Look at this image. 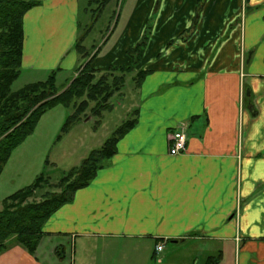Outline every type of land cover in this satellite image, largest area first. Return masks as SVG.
I'll list each match as a JSON object with an SVG mask.
<instances>
[{
    "label": "crops",
    "instance_id": "obj_1",
    "mask_svg": "<svg viewBox=\"0 0 264 264\" xmlns=\"http://www.w3.org/2000/svg\"><path fill=\"white\" fill-rule=\"evenodd\" d=\"M34 1L20 76L57 70L65 83L81 62L80 1ZM143 36L136 124L46 220L34 254L10 239L0 264H264V0H134L91 67L130 65ZM182 126L186 150L170 155Z\"/></svg>",
    "mask_w": 264,
    "mask_h": 264
},
{
    "label": "trees",
    "instance_id": "obj_2",
    "mask_svg": "<svg viewBox=\"0 0 264 264\" xmlns=\"http://www.w3.org/2000/svg\"><path fill=\"white\" fill-rule=\"evenodd\" d=\"M108 1L89 0V4L98 2V10H101ZM36 4L34 0H0V175L12 152L33 133L46 112L57 106L72 110L62 129L65 132L81 117H100L102 112L107 111L109 100L123 88L126 75L134 71L147 43L146 36H143L135 47L127 51L132 60L130 65L110 66L100 71L91 67L92 51H86L78 42L75 49L81 64L72 79L58 86L57 70H53L44 81L29 83L12 91L11 87L21 73L23 17ZM147 73L143 69L136 71L135 84L139 85ZM135 124L136 111H133L111 137L92 150L77 168L68 171L57 184H49L47 177L40 175L32 184L3 199L0 202V252L7 249L10 239H14L34 254L43 236L42 227L46 220L61 206L71 202L74 193L88 186L97 171L108 165L115 154L116 143ZM44 186H49V190L36 200L37 191ZM218 260L209 258L206 264H217Z\"/></svg>",
    "mask_w": 264,
    "mask_h": 264
},
{
    "label": "rangeland",
    "instance_id": "obj_3",
    "mask_svg": "<svg viewBox=\"0 0 264 264\" xmlns=\"http://www.w3.org/2000/svg\"><path fill=\"white\" fill-rule=\"evenodd\" d=\"M79 1L78 35L85 36L82 45L89 51L92 50L91 46L95 50L101 47V56L111 48L120 34L134 0H109L101 10H98V2L89 4V0ZM135 75V70L126 75L123 88L111 97L110 108L102 112L100 117L88 115L84 119L83 116L65 132L62 129L72 110L57 106L46 112L33 133L12 152L5 165L0 176V202L32 184L40 175L47 177L49 184H57L68 171L77 168L92 150L111 137L115 129L131 117L138 104L133 80ZM69 78L72 79L73 75ZM62 82L57 79L58 86ZM25 83L26 79L19 76L11 87L12 91L22 88ZM47 190L49 186L38 190L36 200ZM62 263L71 264L68 254Z\"/></svg>",
    "mask_w": 264,
    "mask_h": 264
},
{
    "label": "built area",
    "instance_id": "obj_4",
    "mask_svg": "<svg viewBox=\"0 0 264 264\" xmlns=\"http://www.w3.org/2000/svg\"><path fill=\"white\" fill-rule=\"evenodd\" d=\"M170 147H169V154L170 155H178L185 152L186 147V133L185 127L182 126L178 130L174 131L170 138ZM163 244H158L156 246V252L159 253L163 249Z\"/></svg>",
    "mask_w": 264,
    "mask_h": 264
}]
</instances>
